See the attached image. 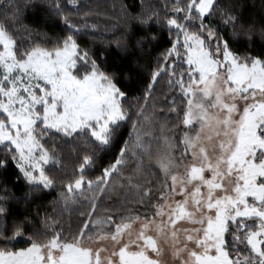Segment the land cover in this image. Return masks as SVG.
Masks as SVG:
<instances>
[{"label": "snow or ice", "instance_id": "obj_1", "mask_svg": "<svg viewBox=\"0 0 264 264\" xmlns=\"http://www.w3.org/2000/svg\"><path fill=\"white\" fill-rule=\"evenodd\" d=\"M86 7L0 0V264H264V0Z\"/></svg>", "mask_w": 264, "mask_h": 264}, {"label": "trees", "instance_id": "obj_2", "mask_svg": "<svg viewBox=\"0 0 264 264\" xmlns=\"http://www.w3.org/2000/svg\"><path fill=\"white\" fill-rule=\"evenodd\" d=\"M121 2L129 5L130 10L132 12L139 11L138 7V0H82V3L86 4V8L84 10L91 9L96 13H99L98 16H94L93 20H96L99 22V28H100V34L103 35L104 40L106 41L108 38L112 37L114 34V31L111 29V25L118 24L121 21H119L118 18L122 16L121 10H120V4ZM249 3H252V0H248ZM258 3V0H256ZM152 3L159 4L160 0H152ZM115 5V6H114ZM39 12L37 13V15ZM37 19L36 15H32L31 12L26 16V23L34 22ZM108 28V31H105V28ZM118 32V29L116 30ZM97 44H100L101 41L97 39ZM142 83L138 84L136 83V78L133 79V81L130 84V88L132 89V94L136 95L139 93V89L142 87ZM13 189V191L16 193V195H20L21 192L26 191V188H24L23 184L19 186H13L9 185ZM60 191L59 188H56L50 192V194L42 197L41 199L34 201L32 208L35 210L36 206L39 205V211L41 214L44 212H48L49 214L61 216L62 207L58 206L53 201L58 199V192ZM2 195V193H0ZM112 201L105 200V205H110ZM80 207V205H73L71 209H69L68 212L63 213V220L65 224L72 222L73 224L76 222L78 218V211L77 209ZM55 209V211H54ZM22 246V245H21Z\"/></svg>", "mask_w": 264, "mask_h": 264}]
</instances>
